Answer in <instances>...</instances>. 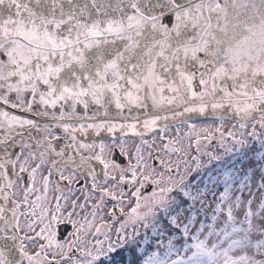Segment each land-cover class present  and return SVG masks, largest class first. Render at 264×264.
<instances>
[{"label": "snow or ice", "instance_id": "obj_1", "mask_svg": "<svg viewBox=\"0 0 264 264\" xmlns=\"http://www.w3.org/2000/svg\"><path fill=\"white\" fill-rule=\"evenodd\" d=\"M226 3L0 0V264H264V40Z\"/></svg>", "mask_w": 264, "mask_h": 264}, {"label": "flooded vegetation", "instance_id": "obj_2", "mask_svg": "<svg viewBox=\"0 0 264 264\" xmlns=\"http://www.w3.org/2000/svg\"><path fill=\"white\" fill-rule=\"evenodd\" d=\"M250 1V5L247 3V6H245L246 3H242L241 6V0H232V5L235 4V6H238L239 11L234 13L233 16L231 15L230 17H227L225 40L230 47H232L235 43H241L243 49H245L251 44L258 43L264 40V36H259L256 38L253 36V32H251V30L248 31L247 29L248 25L255 28L262 27L261 24L264 23V0ZM253 6L259 10V13L255 14L249 9ZM259 20L262 21V23L258 22ZM255 21L257 22V24L254 23ZM246 42L248 43V45L246 44Z\"/></svg>", "mask_w": 264, "mask_h": 264}, {"label": "water", "instance_id": "obj_3", "mask_svg": "<svg viewBox=\"0 0 264 264\" xmlns=\"http://www.w3.org/2000/svg\"><path fill=\"white\" fill-rule=\"evenodd\" d=\"M241 3H246V4L248 3L250 5L251 1L250 0H241L240 4ZM241 6H242V4H241ZM226 9H227V17H230L231 15L233 16L234 13H236L237 11H239V7L238 6H235V4L232 5V3H230V0H227ZM249 9L251 11H253L255 14L259 13V10L256 9V7H254V6L252 8H249ZM258 22L262 23V21H260V20ZM254 23L257 24L256 21ZM228 25H229V23H228ZM261 26H262L261 28H255V27H251V26L248 25L247 29H248V31L251 30V32H253V36L257 38L259 36H264V25H261ZM246 44L248 45L247 42H246ZM231 49H232L233 52H237V51L243 50V47H242V44L241 43H235L231 47Z\"/></svg>", "mask_w": 264, "mask_h": 264}]
</instances>
